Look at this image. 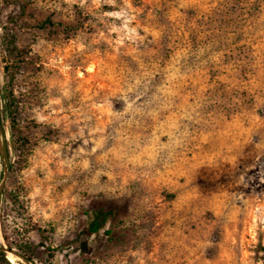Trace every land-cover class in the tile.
<instances>
[{
    "label": "rangeland",
    "instance_id": "rangeland-1",
    "mask_svg": "<svg viewBox=\"0 0 264 264\" xmlns=\"http://www.w3.org/2000/svg\"><path fill=\"white\" fill-rule=\"evenodd\" d=\"M0 247L264 264V0H0Z\"/></svg>",
    "mask_w": 264,
    "mask_h": 264
},
{
    "label": "trees",
    "instance_id": "trees-1",
    "mask_svg": "<svg viewBox=\"0 0 264 264\" xmlns=\"http://www.w3.org/2000/svg\"><path fill=\"white\" fill-rule=\"evenodd\" d=\"M45 24L53 25L54 22L47 18L46 20H44V22L40 23L39 25L42 27ZM14 39H15L14 36H12L11 34L4 36L2 39L3 48L7 51L9 55H15L17 50V46ZM4 61L7 60L5 59ZM4 69L8 71L7 64H5ZM4 99H5L4 109L7 114V117L9 118V130H10V134L12 135L13 129L16 127L17 124L16 112H15L17 106H14V103L11 100H8V96H4ZM8 167L10 168V165H8ZM110 214H111L110 210L102 209V208L96 209L94 214L91 215L87 221L86 232L88 234L97 233L104 226ZM37 229L39 230L40 228ZM105 232H108V230H105ZM27 251L32 252V247L27 246ZM5 254H6L5 250L0 247V261L2 260L7 261L5 258ZM21 255L27 260L31 259L30 256L26 254V251L21 252ZM47 255L51 256L49 252L47 253Z\"/></svg>",
    "mask_w": 264,
    "mask_h": 264
},
{
    "label": "bare ground",
    "instance_id": "bare-ground-1",
    "mask_svg": "<svg viewBox=\"0 0 264 264\" xmlns=\"http://www.w3.org/2000/svg\"><path fill=\"white\" fill-rule=\"evenodd\" d=\"M226 177H227V176H226ZM226 177H225V178H226ZM223 179H224V178H223ZM224 192H225V191H224ZM6 256H7V255H6ZM8 258H9V260H10V261H13V260H14V257H13V255H12V254H10V253L8 254Z\"/></svg>",
    "mask_w": 264,
    "mask_h": 264
}]
</instances>
